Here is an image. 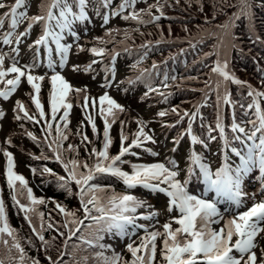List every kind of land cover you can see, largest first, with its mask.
Wrapping results in <instances>:
<instances>
[{
	"label": "rangeland",
	"instance_id": "rangeland-1",
	"mask_svg": "<svg viewBox=\"0 0 264 264\" xmlns=\"http://www.w3.org/2000/svg\"><path fill=\"white\" fill-rule=\"evenodd\" d=\"M2 2L7 6H11L15 3V0H2ZM40 2L41 0H27L25 8L18 9V11L26 10L29 17L37 15L38 5ZM95 2H97V0H90L86 11L89 19L99 24L101 19L103 20V14H107L110 13V11L115 10L122 0H112L110 9H104L98 2V4ZM203 3L204 2L202 0H146V2L145 0H137L134 5V9L127 8L122 14L129 15L133 10L137 12H144L150 5L159 4L162 8L163 15L161 16V12L156 8H152L151 16H161L160 19L165 20L164 24L158 22L156 23L155 21L141 24L133 20L126 21L122 18V16L110 17L109 25H104L105 27L97 26L99 28L95 29V31L93 30V27L88 29L87 24L83 28L73 24V30L78 34L79 38L77 39L73 37L67 31L63 34L64 38L61 40V43L66 46L71 45L64 67H60V56L55 51V44L49 40L47 47H51L53 49L52 60L55 65L54 69H50L47 66L48 52L46 47L44 45H36L35 43L42 35L43 22L33 25L30 31L31 34L21 35L28 30L27 20L19 23L16 31H12V29H10V17L4 20L3 27L0 28V54L5 55L4 68L7 69L11 67L13 60H15L17 61V67H20L26 72V74L28 73V70L25 66L32 65L33 67L30 72L31 75L45 77L43 81H36V83H39L41 87L39 96L45 113L43 118L39 116V113L30 98V95L35 96L36 93L28 84L26 76L21 77V83L17 90L12 93L7 100L0 97V112H3L4 114L3 117L0 118V199H3L4 201L8 223L13 229H15L17 239L21 242L19 236L21 235L22 240H24L25 248L20 242L19 243L24 248L26 257L29 258L28 264H31V260L34 257L28 244L30 241L29 232L25 229L22 223L16 226L13 222L14 212L17 214L19 212V214L23 217L24 213L19 210V207L18 209L14 207L12 209L11 204L7 201L6 191H3L4 189L2 190L3 187L1 177H6L5 173L7 166V158L4 156V151L12 154L15 164L14 172L25 178L27 186L32 189L34 197L45 201L42 205L34 206L38 213H43L44 229L48 230L50 235L53 234V229L56 230V233H64L65 230L68 232V229L63 227L66 218L64 214L59 211L56 205L59 204L66 210L74 212L77 219H84L82 207L80 209L76 208L72 204L66 203L61 199H46L42 193H38L31 181V177L34 172L28 169V158L26 156L32 155L36 156L38 159H42L40 157L43 156L46 157L47 160H54L65 172L63 164L56 159L57 153L52 151L55 144H52V147H49L56 137L55 129L59 126L61 131H63L67 136L66 140L60 142L59 155L62 157V160L64 162H68L75 159L78 162L93 166L96 163L97 157L92 155V149L95 148L97 151H101L104 143V122L99 114V98L105 93H107L124 108L123 112H117L115 123L111 125L109 130V134L112 139V144L109 148L110 156L119 154L121 147V132L128 137L127 141L124 142V146L128 147L131 144L132 140L135 138V133H137L141 127V124L138 123V121L142 122L145 133L155 141V143L145 141L140 147L131 148L130 153L125 154L121 158L123 162H119L120 165L118 166L122 171L131 173L132 164L150 165L155 163L165 164L166 167L171 169L172 166L169 161H175L179 172L176 179L183 182L185 179H189V157L192 152L201 155L203 157V162L208 164L213 172L225 163V157H227V163L232 167L239 164V157L233 158L232 155H229L228 150L226 156L225 152L227 141L225 136L223 138L220 137L218 129V138L215 137V139L212 140L208 138L207 143L195 145L191 143V137H188V141H183L185 128L177 129L178 134H173V128H177L178 126V121L176 120L177 114L171 111L175 107L169 108L164 101L165 96L171 91L173 83L164 84L166 79L165 76L158 79L157 75L152 70V66L162 62L166 56L161 55L157 58L148 59L145 62H142L141 56L136 61L131 58V56H134L135 54L137 55L140 48L145 45H152L154 43L173 41L177 39V37H174V28H179L184 35L210 32V29L214 27L215 24L193 23L192 30H189L190 28L185 25L186 22L181 20V18L192 17L197 11H203L205 8V3ZM166 4L168 7L164 9ZM212 5L214 7V3ZM97 10L101 13L100 15H97ZM9 11L10 7L0 9V17H4L5 13ZM74 11H78V9L74 8ZM142 19L148 21L151 17L143 15ZM214 29L215 30L211 32L212 37H218V42L223 39V44L220 43L219 47H216L220 52L218 60L222 63L225 61L227 62V70L231 74L235 75L237 79L244 82L242 88H244L247 94L249 91V85L252 89H255L258 92H264V90L259 89L255 82L251 81L247 75H245V77H239V75L236 76L234 73V67H232L230 62L234 42L231 35V29L230 35L223 32L220 27ZM55 30L59 31L58 28ZM9 31L13 32V43L6 45L3 43V36ZM109 31H112V36L110 38L111 42L106 44L98 43V38L109 40V37L106 35ZM125 32H127V36H125ZM17 36H20L19 44L15 42ZM93 47L103 48L105 50L104 55H93L90 51ZM13 49H18V53L13 51ZM78 49H83V51H79ZM40 53L43 57V62L40 60ZM123 55H125V58ZM113 56L115 57L114 59ZM93 61H96V63H93ZM89 65H91V68L88 71H85V68ZM133 65L136 66L133 67ZM77 66L79 71H74V68ZM57 73L62 75L73 89L82 90L79 94L76 91H72L68 94L67 102L72 104V108L69 110L66 129L64 128L65 122L61 119L64 109H59L56 114V119L52 120L51 106L49 103V93L51 91L50 77ZM141 73L143 74L141 75ZM15 75L16 74L14 73L9 74L4 79H12ZM129 80H131L132 83H129ZM217 81H222V78L219 77L218 74L212 72L210 82L204 87L203 84H197L194 81L184 80V78L176 82L174 87L178 89L194 87L197 90H202L204 94L208 93L209 90H212L213 100L217 107V113L219 112L221 114L224 112L227 105L222 102L219 105L217 104ZM230 83V81L221 82L219 88L221 97L223 96L225 90L230 97ZM104 85L108 86L105 87ZM4 87V84H0V90H3ZM150 87L157 89L158 91H149ZM85 95L88 97L87 109L84 108ZM250 99L252 104L253 97H250ZM260 100H264V97L260 98L259 101ZM17 101L22 102L26 106L29 115L34 118L33 120L23 118V112L18 113L16 111ZM93 101H95V107H92ZM198 103H200V100ZM194 106H196V104L193 105L192 109H194ZM176 109L178 110L177 107ZM161 111H165L167 115L163 117L159 116L158 113ZM185 111L186 110L183 108L178 110L180 114ZM17 114H19L22 119L17 120L15 118ZM86 114L93 117L97 128L96 133L92 131L91 124H89L88 120L85 118ZM109 119H111V117H109ZM49 123L53 125L51 135L48 134L46 128ZM241 127H244L249 133L252 130V124H243ZM28 133H32V135L36 137V140L34 141L31 139ZM257 134V137H259L260 134ZM85 135L88 137V140H82V137ZM9 139L11 140L10 144L8 143ZM79 140L86 141L87 151L84 149L86 148L83 145L84 143H75V141ZM39 141H44L47 144L51 155H49L47 151L41 150L40 146L38 147V150L36 149L38 144L34 143H38ZM258 142L259 139L255 141V143ZM70 145L74 146L75 151L68 150ZM145 149L150 151H146ZM131 153H135V155ZM151 153H156V155H152ZM69 167H71V165H69ZM48 169H50V172H44L46 175H58V173L52 168ZM79 171L87 172V169L80 168ZM64 177L67 178L66 172ZM259 178L260 173L258 167L253 169L252 173L249 174V177H246L243 190L247 193V196L244 198V203L239 209H236L234 206H229L227 203L218 204V208L224 214L225 219L230 218L231 215H234L237 212L246 211L253 203L264 201V183L262 182L263 184H260ZM100 187L106 190L103 193V195L106 196L112 195L114 192L120 195H132L137 199L144 201V207L137 208L136 212L133 214L137 217L150 216L153 212L158 213V215L152 219H137L135 222L138 225L146 226L149 232L157 230L163 232L162 226L166 222L171 221L174 217L179 216V212L176 209H173L172 212L167 211L169 207V198L163 193L150 192L140 186L129 189L123 184V182L121 187L117 189L108 188L107 186ZM161 187H167V185H161ZM204 188L205 185L203 183V177L199 173V168L195 167L188 184V190L191 194L200 195ZM10 194L11 196L13 195L11 189ZM18 198L21 203L30 204V201H28L23 195L18 196ZM205 198L215 199V193H209V197ZM40 223V217L32 214V226L39 229ZM48 223L53 225L51 229L47 228ZM27 226L30 227V230L32 231V226L29 225V222L27 223ZM219 226H223V221H221L220 224H214L213 227L218 229L220 228ZM172 227L175 229L179 227V225L173 223ZM128 231L129 233L132 232L131 226H129ZM135 232V235L125 236L123 238L118 236L115 230L111 233H99V235L103 237L99 240V245L104 246H99L100 252L105 257H112L114 253L120 256L121 260L119 261V264H125V261H131V254L126 248L127 244L133 243V246L137 247L141 243V237L145 236L144 228H138ZM52 239L54 241L57 240L55 237H52ZM163 239L164 237L161 236L156 241L157 250L154 264H166V262L161 258ZM255 242L258 246L252 249V251H254L257 255L256 264H262V261H264V255H262L261 249H264V232L257 236ZM143 254L144 253L141 252L138 255ZM233 255H236L237 258H239L238 253L234 252ZM84 256L89 257V259L92 258L91 255L87 253H84L81 257ZM244 259H247V255H245ZM92 262L93 263H90L103 264L102 261L98 262L93 260Z\"/></svg>",
	"mask_w": 264,
	"mask_h": 264
},
{
	"label": "snow or ice",
	"instance_id": "snow-or-ice-1",
	"mask_svg": "<svg viewBox=\"0 0 264 264\" xmlns=\"http://www.w3.org/2000/svg\"><path fill=\"white\" fill-rule=\"evenodd\" d=\"M101 7L104 9H110L112 0H97ZM137 0H122L119 6L110 11V13L103 14V24L109 23L110 17L122 16L124 20H133L137 23H150L157 21L163 15L162 8L159 4L150 5L144 12H137L133 10L129 15H122L127 8H133ZM146 2V0H145ZM27 0H15V3L11 6L5 5L0 0V9L10 7V11L5 13L4 17H0V28L3 27L4 20L10 17V29L15 30L19 23L24 20L28 21V30L21 35H27L28 31H31L33 25L42 24V35L36 40V45H44L48 52V68L54 69L55 65L52 60L53 49L47 47L49 40L55 44V51L60 56L59 65L64 67L68 52L71 45H64L61 40L64 38V33L67 31L75 38H79L78 34L73 30V24L79 22L83 24L89 20L87 14V7L90 0H41L38 5V14L29 17L27 11H18V9L25 8ZM74 8L78 11H74ZM152 8H156L161 12V16H151ZM251 0H239V11L235 13L227 22L220 25V29L230 35V29L234 26L235 21L241 19V17L247 16L251 20ZM101 13L97 10V15ZM143 15L151 17L150 20L145 21L142 19ZM207 22V21H206ZM59 29L56 31L55 29ZM118 31V30H112ZM112 31L106 33L109 40L98 38V43L106 44L111 42ZM13 32L9 31L3 36V43L6 45L13 43ZM127 36V32H125ZM17 44L20 43V36L15 39ZM223 44V39L220 40ZM83 51V49H78ZM127 50V49H126ZM18 53V49H13ZM91 53L96 56H102L105 53L103 48L93 47ZM38 55V53H37ZM4 54H0V84H4L3 90H0V97L7 100L12 93H14L21 83V77L26 76L28 84L36 93L35 96H31L33 104L35 105L39 116L43 118L45 116L43 105L40 99L41 87L36 81H43L45 77L31 75L32 65H26L28 70L26 74L20 67H17V61L13 60L12 66L4 68ZM115 57L113 56V59ZM96 63V61H93ZM136 65H133L135 67ZM153 67H157L155 64ZM91 65L85 68L88 71ZM227 62L216 61L215 66L212 68V72L218 74L222 78V81L216 82L217 89V104L221 102L225 105L231 104L232 101L225 90L221 97L219 88L223 81H230L233 84L243 86L242 81L237 79L235 75L231 74L228 70ZM74 71H79L78 66L74 68ZM16 74L12 79L5 80L4 78L9 74ZM143 73H141L142 75ZM114 75V69H113ZM139 79V77H138ZM51 91L49 93V103L51 106L52 120L56 119V114L59 109H64L61 119L65 122L64 128H67L69 110L72 108V104L67 102L68 94L72 91H76L78 94L81 89H73L72 86L65 80L60 74H53L50 77ZM132 83L131 80L128 81ZM207 84V82H206ZM10 86V87H9ZM107 87L108 85H104ZM248 95L253 97V103L249 105V108H255L256 119L249 121L252 124L251 132H247L244 127L239 126L236 123L232 124V131L238 132L244 135L246 141H253L249 146L245 143L247 151L241 154L240 151L233 149V152L239 157V164L232 167L227 163V157H225V163L213 172L210 166L203 162V157L195 152H192L189 160L188 177L183 182L177 180L179 172L175 161H169L171 169L166 167L165 164L155 163L150 165L132 164L131 173L122 171L118 166V162H123L121 158L125 154H129L131 148L140 147L143 142L151 141L155 143L150 136L144 131L142 122L140 129L135 133V138L132 140L128 147L124 146V142L128 137L121 132V147L118 155L110 156L109 148L112 144V139L109 134L111 125L115 123L117 112H123L124 108L112 99L107 93L99 98V114L104 122V143L103 149L97 151L92 149V155L97 157L96 163L93 166H89L86 163L78 162L73 159L68 162H64L59 155L60 142L67 139V136L59 126L56 127V137L49 145L55 144L52 151L57 153L56 159L63 164L64 170L67 173V178L64 176H57V180L60 182V187L65 189L71 194V189L68 187L70 182H74L79 189L78 195L80 204L83 209L84 219H77L74 212L66 210L61 205L57 204L56 207L65 216L64 228L68 229L67 239L64 241L65 249L68 247V241L72 240L77 233L80 235L77 237L81 241V244H86L89 247L96 246L97 241L103 237L99 235L102 232L111 233L115 230L116 234L121 238L125 236L135 235V230L138 228H144L145 236L141 237V243L139 246L134 247L133 243L127 244V251L131 254L132 260L125 261V264H154L156 257L157 245L156 241L159 237L163 236V248L161 250V258L166 264H256L257 255L252 249L258 245L255 242L257 236L264 232V201L259 203H253L250 208L243 212H237L231 215L230 218L225 219L224 214L218 208V204L227 203L229 206H234L239 209L243 203L247 193L243 190L246 177L252 173L253 169L258 167L260 178L264 181V110H262L260 98L264 97V92H258L252 89L249 85ZM149 91H158L157 89L149 88ZM207 95V93L205 94ZM84 108L88 107V97L84 96ZM106 105V107H105ZM95 101L92 102V107H95ZM195 112H183L182 115L176 108L171 111L179 117V121H182L184 117H188V126L186 129V135L191 137L192 144H202L196 135L193 134V121L199 114V105L194 106ZM16 111L23 112V118L33 120L34 118L29 115L26 106L20 102H16ZM3 112H0V118L3 117ZM163 117L167 115L165 111L158 113ZM111 117V119H109ZM17 120L22 117L17 114L15 117ZM89 124L92 126V131L96 133L97 128L92 116L87 115L85 117ZM178 121V122H179ZM48 134L51 135L53 128L52 124L46 126ZM215 128L219 130L220 137L225 136V127L222 123L221 114L217 113ZM213 129L209 128V139H215L211 136ZM259 133V137H257ZM29 137L36 140V137L32 133H28ZM143 138V139H141ZM259 139L258 143H255L256 139ZM236 139H240L237 136ZM82 140H88L85 135ZM11 143V140H8ZM69 151H75L74 146H69ZM146 151H150L145 149ZM135 155V153H131ZM156 155V153H151ZM4 156L7 158L6 166V180L9 189L12 190V200L19 207V210L24 213V218L32 226V214L40 217L41 223L39 229L33 226V231L38 235L39 239L44 243L45 247L48 245V241H45L43 236L44 221L43 213H38L35 205H42L45 203L43 199L34 197L32 189L27 186V181L22 175H18L14 172V159L11 153L4 151ZM40 158L46 159L41 156ZM71 165V167H69ZM199 168V173L203 177V183L205 188L200 195L191 194L188 190V184L190 178L193 175V169ZM80 168L87 169V172L79 171ZM44 172H50V169L45 168ZM35 172V169H33ZM54 174V173H53ZM98 175H108L118 178L123 184L131 189L140 186L144 189L154 193H163L169 198L168 212H172L176 209L179 212L178 217H174L171 221L166 222L163 227V232L151 231L149 232L146 226L136 224L137 219H152L157 216L158 213L153 212L150 216L137 217L133 215L137 208L144 207V201L137 199L132 195L116 194L103 195L106 191L104 188L97 184L91 183ZM18 182V184H17ZM161 185H167V187H161ZM209 193H215V199L205 198L209 197ZM25 196L30 201V204L21 203L18 196ZM89 221L85 224L84 221ZM223 221V226L220 228H213L212 225L220 224ZM175 223L179 227L173 229L172 224ZM131 226L132 232L129 233L128 228ZM53 225L47 224V228L51 229ZM81 228L84 231H81ZM64 235V233H60ZM91 237V238H89ZM235 237V240H234ZM11 238V239H9ZM104 247L103 245H99ZM74 250H78L81 245H73ZM15 250V251H14ZM143 252V255H138ZM238 253L239 258L233 253ZM262 255H264V249H261ZM247 255V259L244 257ZM28 259L25 254L24 248L19 243L16 231L8 223V217L3 199H0V264H28ZM50 264H60V261H52L51 257H48ZM75 259V258H74ZM89 257L84 256L79 260H75V264H87ZM97 260L102 261L103 264H119L121 257L113 254L112 257H105L102 254H97ZM31 264H39L38 260H31ZM264 264V261H262Z\"/></svg>",
	"mask_w": 264,
	"mask_h": 264
},
{
	"label": "trees",
	"instance_id": "trees-1",
	"mask_svg": "<svg viewBox=\"0 0 264 264\" xmlns=\"http://www.w3.org/2000/svg\"><path fill=\"white\" fill-rule=\"evenodd\" d=\"M202 1L205 3L203 11H197L192 17L181 18V20L186 22L185 25L190 28L189 30H192L193 23L215 24L210 29V32L184 35L179 28H174V37H177V39L143 46L138 51V54H135L133 57V60H136L139 56H142V62H145L148 59L157 58L161 55L166 56L162 62L157 63L155 69L159 79L165 76L164 84L173 83L174 87L176 82L184 78V80L203 84L204 87L206 86V82L208 84L211 80L212 68L215 66L220 54L216 48L219 47V39L218 37H212L211 32L215 30L214 28L223 25L239 11V0ZM213 3L214 7L212 5ZM251 3V20L247 16L241 17V19L235 21L234 26L231 28V35L234 42L230 62L232 67L236 69L239 77H245L247 75L251 81L255 82L259 89L264 90V0H251ZM167 7L166 4L164 9ZM155 22L164 24L165 20L159 19ZM172 89L164 99L165 104L169 108L177 107L178 110L183 108L186 110L185 112L192 113L196 111L195 107L192 109L193 105L199 104V114L193 121V134L202 140L203 143H206L209 138V128L211 127L213 129L211 136L218 138V130L215 128L217 107L213 100L212 90H209L207 95H205L206 93L204 94L202 90H197L194 87H186L185 89L174 87ZM229 92L232 103L230 105L227 104L224 109L223 125L225 127V138L229 149H236L238 151L243 149L245 143L241 141H246V138L241 133L233 132L232 124L236 123L239 126L251 124L249 121L256 119L255 108H249L251 99L241 85L230 83ZM199 100L200 103H198ZM260 105L262 110H264V100H260ZM176 120L179 121L177 115ZM188 120V117H184L182 121L178 122L177 128L174 127L172 130L173 134L177 135V129L185 128L183 141H188L189 137L186 135ZM237 136H240V139H236ZM75 143H84V147L87 145L86 141L81 140L75 141ZM34 144H38L37 150L40 146L41 150H45L51 155L44 141H39ZM84 149L87 151V147ZM26 157L28 158V169L31 171L35 169L31 181L38 193H42L46 199H61L76 208H81L78 198V188L74 182L68 184V187L71 189V194L59 186L60 182L57 180V176H65V172L57 162L54 160L38 159L32 155H27ZM118 165H120L119 162ZM46 167L52 168L58 175H46L43 171ZM1 178L2 190L4 189L3 191L7 193V201L11 204L12 209L13 207L18 209V206L12 200L6 177L3 176ZM91 183L113 189L121 187L122 184L118 178L108 175H98ZM13 222L16 226L22 223L29 232L30 241L28 244L34 255L32 260H38L39 264H50L48 257H51L52 261H60V264H75V260L81 259L84 253L91 255L92 258L88 259L87 262V264H91L93 260L98 261L97 254H102L100 252L99 241L95 242L96 246L94 247L81 244V241L77 239L80 233H77L72 240L68 241V247L65 249L64 241L68 235L66 230L64 235H60V233H56V230L53 229V234L50 235L48 230L44 229L42 234L45 241L49 242L47 247H45L44 243L33 231V226L31 231V228L27 226V220L19 212L18 214L14 212ZM84 223L88 224L89 221L86 220ZM81 231L83 232L84 229L81 228ZM19 236L21 242L18 241L25 248L24 240H22L21 235ZM52 237L57 238V240L54 241ZM73 245H81V247L78 250H74Z\"/></svg>",
	"mask_w": 264,
	"mask_h": 264
},
{
	"label": "bare ground",
	"instance_id": "bare-ground-1",
	"mask_svg": "<svg viewBox=\"0 0 264 264\" xmlns=\"http://www.w3.org/2000/svg\"><path fill=\"white\" fill-rule=\"evenodd\" d=\"M211 198H213V197H211ZM214 225H212V227H213ZM220 227V226H219ZM214 228V227H213Z\"/></svg>",
	"mask_w": 264,
	"mask_h": 264
}]
</instances>
